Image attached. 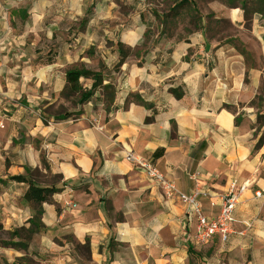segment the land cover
Here are the masks:
<instances>
[{"label": "crops", "instance_id": "crops-1", "mask_svg": "<svg viewBox=\"0 0 264 264\" xmlns=\"http://www.w3.org/2000/svg\"><path fill=\"white\" fill-rule=\"evenodd\" d=\"M235 20L244 55L235 43L197 35L153 43L140 58L121 64L115 46L121 41L91 29L83 36L87 44L79 38L67 50L57 43L53 57H40L31 56L21 36H1L14 29L0 26L3 231L28 229L38 208L25 198L31 188L57 190L41 204L44 230L25 250L0 248V264L25 256L39 264H264V197H254L264 191V137L250 124L249 106L264 94V15L254 13L250 36L240 32L242 17ZM69 64L101 72L103 84L114 86L108 112L98 90L67 120L43 113L64 89ZM80 82L91 87V81ZM171 89L182 98L175 99ZM128 152L149 160L180 193L197 188L207 217L218 215L231 180L248 183L234 211V233L226 242L214 236L195 247V219L125 161ZM244 223L250 226L245 232Z\"/></svg>", "mask_w": 264, "mask_h": 264}, {"label": "rangeland", "instance_id": "rangeland-1", "mask_svg": "<svg viewBox=\"0 0 264 264\" xmlns=\"http://www.w3.org/2000/svg\"><path fill=\"white\" fill-rule=\"evenodd\" d=\"M0 0V26L13 28L3 37H19L31 46V56L53 57L55 46L85 45L89 29L100 38L109 37L118 50L127 57L140 58L156 42H186L202 35L207 42L239 43L238 24L233 11L242 17L240 32L247 33L254 12L264 7V0ZM97 17H99L97 19ZM4 34V35H3ZM248 36H250L247 33ZM1 38V37H0ZM2 39V38H1ZM132 39V40H131ZM9 41L3 45L9 47ZM134 41L137 46L130 47ZM131 42V43H130ZM123 43V44H122ZM92 47L88 50L91 52ZM36 51V54L33 52ZM41 53V54H40ZM34 68V67H33ZM77 68L69 64L64 70ZM55 100V96H52ZM252 112V126L264 137V94L257 96ZM77 97L60 96L52 106H43V113L58 120L76 107ZM81 252L86 255V249ZM16 264H39L33 257L25 256Z\"/></svg>", "mask_w": 264, "mask_h": 264}, {"label": "built area", "instance_id": "built-area-1", "mask_svg": "<svg viewBox=\"0 0 264 264\" xmlns=\"http://www.w3.org/2000/svg\"><path fill=\"white\" fill-rule=\"evenodd\" d=\"M125 161L131 163L133 167L142 172L146 179L159 188L165 199L177 198L186 207V216L195 219L194 232L191 236V243L195 247H203L214 236H218L222 242H226L229 235L234 233L233 224L235 223L234 211L239 203L240 197L248 188V183L239 184L236 180L228 183L227 190L221 195L220 211L215 217L203 215L199 202L200 193L195 188L189 194L180 193L173 182L161 173L149 160L135 156L132 152L126 153ZM195 180V175L191 176ZM197 186V183H196ZM255 198L264 197V191H255ZM72 206L71 201L66 203ZM244 232L250 228L249 224L244 223ZM240 232L239 234H242Z\"/></svg>", "mask_w": 264, "mask_h": 264}, {"label": "trees", "instance_id": "trees-1", "mask_svg": "<svg viewBox=\"0 0 264 264\" xmlns=\"http://www.w3.org/2000/svg\"><path fill=\"white\" fill-rule=\"evenodd\" d=\"M231 4L235 2V0H229ZM261 2V0L259 1ZM254 13H258L260 15H264V7H260ZM244 55V52H241ZM127 55L121 53L119 64H121ZM81 80L91 81V87L89 89L83 88L81 84ZM103 76L101 72H94L86 69L72 68L65 72V87L60 93V96H64L65 98L77 97L76 106L83 105L87 103L96 91L100 90L101 95L104 99L105 110L108 112L111 103L114 100L115 96V88L111 83L106 85L103 84ZM170 93L173 95L175 99L182 98L183 93L178 91L177 89H171ZM258 99L256 96L249 104L250 107L253 108L254 102ZM231 110L229 107H225ZM78 115L75 113L63 114L61 117H58V120H67L72 116ZM238 117L235 118V123L238 124ZM262 137L258 140L255 145V149L258 148L262 144ZM15 180H21V178H15ZM57 192L54 188H31L25 195L27 200L33 201L38 205V208L35 211V215L29 221L28 229H17L11 233H5L0 225V248H12L17 250H25L27 248V244L30 241L31 237L34 234L40 233L44 230V227L41 223L42 209L41 204L44 202H48L49 197ZM7 237L9 240H4V237ZM17 238L19 241L14 242L13 240ZM8 264V263H3Z\"/></svg>", "mask_w": 264, "mask_h": 264}, {"label": "bare ground", "instance_id": "bare-ground-1", "mask_svg": "<svg viewBox=\"0 0 264 264\" xmlns=\"http://www.w3.org/2000/svg\"><path fill=\"white\" fill-rule=\"evenodd\" d=\"M236 15H237V11H236V10H234V11H233V14H232L233 18H235V17H236Z\"/></svg>", "mask_w": 264, "mask_h": 264}]
</instances>
